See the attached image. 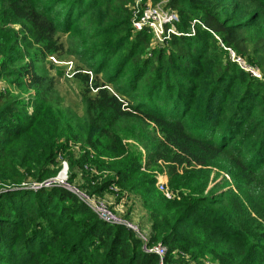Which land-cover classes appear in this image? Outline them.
Masks as SVG:
<instances>
[{"label":"trees","instance_id":"16d2710c","mask_svg":"<svg viewBox=\"0 0 264 264\" xmlns=\"http://www.w3.org/2000/svg\"><path fill=\"white\" fill-rule=\"evenodd\" d=\"M137 1L0 0V21L20 24L17 31L0 27L10 40L0 48V75L37 44H57L65 35L69 52H79L94 74L87 88L97 91L84 99L83 118L92 129L97 112L117 124L151 123L161 136L147 158L153 172L165 169L174 179L180 169L221 161L234 179L229 192L182 195L166 209L171 216L149 210L148 247L166 246V264H187V254L194 261L264 264V80L231 55L264 75V0H150L178 16L175 32L156 47L148 28L133 25ZM30 60L14 69L16 88L35 95L0 91V264H160L135 231L100 219L69 190L22 186L28 178L50 179L67 142L82 140L69 132L62 141L64 124L82 119L64 106L55 78ZM89 79L87 73L88 85ZM83 139L96 148L90 134ZM141 164L116 166L115 176L96 185L89 180L86 189L102 196L112 185L126 192L156 188L157 175L146 179Z\"/></svg>","mask_w":264,"mask_h":264},{"label":"rangeland","instance_id":"374dc122","mask_svg":"<svg viewBox=\"0 0 264 264\" xmlns=\"http://www.w3.org/2000/svg\"><path fill=\"white\" fill-rule=\"evenodd\" d=\"M149 5H151L150 0H138L133 20L136 16L139 18L138 15H143V11ZM0 27H4L6 31L11 29L17 31L20 24L15 20L8 24H3L0 21ZM117 33H119L118 30L110 36L117 37ZM11 34L13 35V33ZM150 34H152V47L162 44L157 41L153 33ZM107 37L108 35L102 34V38ZM9 41V38L2 32L0 35V48L3 50L2 45H9ZM63 43L68 50L65 35L58 40L57 44H48V41L37 44L27 52L28 58L25 61H12L9 64L10 72H2L0 75V91L9 90L14 96L27 98L35 94L33 91L23 92L16 88L18 87L19 76L15 74L14 69H19L28 61H31L30 59L37 62L39 69L40 65H43L44 69L47 70L46 73L55 78L56 87H58L64 100V106L75 111L82 119L80 124L76 120L64 124L65 134L62 141L64 143L69 141L70 136L68 135L69 132H72V135H80L83 141V138L90 134L92 142L95 144L96 148H92L87 144L86 146L82 145V140L80 142L71 140L67 142L68 145L58 155L57 171L50 177L54 181L51 182V185H48L49 187L65 188L82 201V191L91 193L86 189L85 184L87 181L90 180L93 185L100 184L105 179L107 180L116 175V166L131 163L133 160L141 161V172L146 179H150L153 173L157 175L156 188L152 185L146 187L139 185L138 192H126V190H120L112 185L100 198L107 203L106 207L114 209L123 219L131 223L129 225L125 223V226L130 227L136 234L145 238L146 236L149 238L152 232L153 222L149 210L171 216V213L174 212L166 209L173 208L172 203L179 200L182 195L201 198L235 189L234 179L228 172L227 165L221 161H217L212 166L194 167L193 170L188 168L187 172L180 169L174 175V179L170 178L165 169H156L157 171L153 172L154 169L147 166V158L155 150L161 136L151 123L124 120L117 124L112 122L108 112L104 115H99L97 112V118L94 120L95 128L92 129L93 126L91 127L83 118L86 114L84 99L97 91L93 88L94 86L90 92L87 88L94 84V74L79 58L81 54L79 52V55L71 54L69 50H63ZM21 49L22 44L19 41L13 50L16 54ZM3 59L4 55H0V64ZM127 68L128 66L126 71ZM0 69H2L1 65ZM87 73L90 75L89 85L85 81ZM124 103L123 108L129 111L131 108L128 101L125 100ZM86 151H89V153L86 154ZM82 158H84L83 162ZM48 180L39 183L28 178L22 186L26 188L46 186ZM162 182L165 183L163 190L159 187ZM144 194L148 196V199H145ZM89 208L92 210L90 206ZM163 211L168 212L164 213ZM186 258L187 264H218L215 258L211 256L203 261H194V259L188 257V254Z\"/></svg>","mask_w":264,"mask_h":264},{"label":"built area","instance_id":"2783aa9c","mask_svg":"<svg viewBox=\"0 0 264 264\" xmlns=\"http://www.w3.org/2000/svg\"><path fill=\"white\" fill-rule=\"evenodd\" d=\"M143 15L139 18L136 16L133 20L134 27L137 31L143 30L144 28H148L153 35H155L157 41L159 43H163L171 33L175 32L174 22L178 20V16L176 13L167 11L164 9L161 3L153 6L152 4L147 6L145 11H143ZM232 56L234 60H236L242 68L246 71L250 72L252 75L256 76L257 78L264 80L263 73L259 70V68L249 65L244 59L235 56L232 52ZM53 179L46 181V186L51 185ZM159 187L163 190L165 188V183H160ZM34 188H38L35 187ZM82 201L88 204L93 212L102 220L115 223V224H124L127 225L131 224L126 219H123L114 209L106 207L107 203L100 198V196L96 194H91L88 192L82 191ZM125 221H123V220ZM128 227V226H127ZM130 228V227H128ZM131 229V228H130ZM138 235V234H137ZM139 236V235H138ZM144 242L143 248L146 251L154 252L159 255L160 257V264H166L163 261V256L167 250L166 246L156 245L153 247H148L147 241L148 236L143 237L139 236ZM176 264V263H171Z\"/></svg>","mask_w":264,"mask_h":264}]
</instances>
